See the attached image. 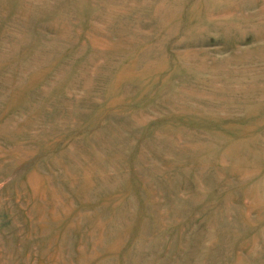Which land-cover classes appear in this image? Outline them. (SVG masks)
I'll list each match as a JSON object with an SVG mask.
<instances>
[{
  "label": "rangeland",
  "instance_id": "1",
  "mask_svg": "<svg viewBox=\"0 0 264 264\" xmlns=\"http://www.w3.org/2000/svg\"><path fill=\"white\" fill-rule=\"evenodd\" d=\"M0 264H264V0H0Z\"/></svg>",
  "mask_w": 264,
  "mask_h": 264
}]
</instances>
